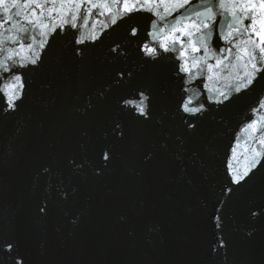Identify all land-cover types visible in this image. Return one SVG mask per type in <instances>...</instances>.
I'll return each mask as SVG.
<instances>
[{
  "label": "water",
  "instance_id": "water-1",
  "mask_svg": "<svg viewBox=\"0 0 264 264\" xmlns=\"http://www.w3.org/2000/svg\"><path fill=\"white\" fill-rule=\"evenodd\" d=\"M44 2L0 0V13ZM50 2L65 8L43 17L18 9L48 27L15 18L36 41L5 45L18 55L11 71L0 69V264H264V70L239 92L238 77L250 70L243 51L220 68L217 53L212 70L200 71L203 48L181 13L203 11L207 0H140L142 9L114 24L113 0H91L112 11L92 9L87 24L56 16L88 0ZM220 2L260 33L240 41L258 53L264 0ZM223 19L210 23V55L216 31L225 43ZM10 26L0 21V31ZM16 75L19 93L5 79ZM141 93L147 118L132 106ZM188 97L202 111L185 112Z\"/></svg>",
  "mask_w": 264,
  "mask_h": 264
},
{
  "label": "snow or ice",
  "instance_id": "snow-or-ice-1",
  "mask_svg": "<svg viewBox=\"0 0 264 264\" xmlns=\"http://www.w3.org/2000/svg\"><path fill=\"white\" fill-rule=\"evenodd\" d=\"M150 0H144V3H149ZM188 0H185V3H187ZM88 3L90 4V7L88 4H80V3H72L70 6L66 8L65 15L63 17L59 16V13L57 12L56 18L62 19L64 23H68L69 20L71 21H80L85 24H87L88 19H90L92 14V9H96L98 15H106L105 11H100L101 8H106L107 13H111L112 9L107 4H97V3H91V0H88ZM113 3L117 4V12L114 15H111L110 19L111 22L114 24L116 23L117 16H123L124 13H131L132 11H138L144 7V4L140 3V0H133L131 7H129L127 0H113ZM65 8V4H51L50 0H45L44 3H37L35 7L29 8L27 4L23 5H17L13 3L11 5V8L15 11V17L11 15H7L9 12L8 7L3 8V12L0 13V21H3L4 24L8 25L10 24V27H5L3 31H0V53H6L5 58L3 61H0V69H3L5 72L11 71V69L8 66V61H13L15 56L18 55V52L15 48H8L5 47V45H19L20 47H23L24 44L27 45L29 49L32 48V42L36 41V37H31V40L29 39L30 35V29L29 27H26L24 23H22L20 20H17L15 18H21L27 20V24L31 25L32 28H35L37 30L40 29V27H48V25H41L39 21H33L32 19L28 18L27 15H25L24 12L18 10L19 8H26L29 9L30 13L32 15H35L36 9H40V16H44V11L47 9L49 12H51L55 8ZM72 7H75L76 9H81L82 7L85 9L83 12L80 13H73L71 11ZM180 8H185V4H180ZM203 11L198 7H190L185 8V11L181 13L182 19H189L193 22V25L195 27V32L198 34V41L200 45L203 48V55L199 57L200 61V71L203 72L205 70V65L207 66V70L211 71L213 68L212 64L207 63L209 59L213 58V55H216L217 53L223 57L222 60H218L216 63V68H220V65L227 60H234V61H240L241 55L240 52L243 51L247 56L248 60L244 63V68L250 70L244 71L242 76H239V83L236 85L235 90L237 92L241 91V89L245 88L247 85H251L253 82V78L255 74L261 72L264 70V47L259 48L258 53L250 52L248 51L247 47H245L243 44L240 43V41H249L251 39L250 33H254L255 35H260V33L255 32V29L252 27V24L250 23L247 26L240 27L242 20V13L232 12L229 13L228 11V5L225 3H221L220 0H207L206 3L202 5ZM223 10V11H221ZM170 15V13H168ZM217 15H222L224 17L223 21L219 22L223 25V28L226 29V31L223 33L222 39L225 42L224 44H219V40L221 38V34L216 31V37L217 42L212 43V48H215V53L210 55V42H211V36L213 32L215 31L216 26L212 25L210 27V23L215 20ZM203 17V20L201 19ZM175 19V18H174ZM244 19H248L252 21V15L249 14V16L244 17ZM208 21L209 23H205L204 21ZM179 23V20L177 21ZM254 23V21H253ZM75 27L76 24H73ZM9 33H15V35H10ZM135 34V33H133ZM40 35H44L43 32L40 33ZM191 35V33L187 34ZM95 38V37H94ZM179 39V38H177ZM23 41V43H22ZM182 43L186 44L188 43L187 40L181 41ZM261 43L264 44V37H261ZM40 47H44V42H39ZM149 54L154 53L155 49L147 47L145 49ZM199 51V49H197ZM255 61V62H253ZM35 60H32V63H35ZM188 61H185V64H187ZM195 60L193 62V67H196ZM235 66V65H232ZM228 65H225V68H227ZM182 71L189 72L190 69L187 67L182 68ZM5 79H12L13 85L16 87L17 93L22 89L23 85L20 81V76L16 75L14 77H5ZM208 80H212L213 77L209 75L207 77ZM3 81H0L2 83ZM209 91H213V89H208ZM220 96H224L225 99L227 97L225 96L224 92H219ZM141 99L138 104L132 105L136 109H138V112L140 115L147 118L148 112H147V97L141 93ZM128 104L129 102H125ZM194 104V100L192 97L186 98L185 102L182 104V108L185 112H188L190 114H195L197 112L202 111L203 105L201 104L199 107L197 106H191ZM13 108L16 107V105L13 103L11 105ZM261 107H264V105H261ZM194 125H190V127H193ZM116 128L119 129V125H116ZM119 135H123L122 132H118ZM110 158V154L105 151L103 159L107 162ZM244 175H247L245 173ZM243 179V176H237L234 178V182L239 183V181ZM41 211H44V209H41Z\"/></svg>",
  "mask_w": 264,
  "mask_h": 264
}]
</instances>
